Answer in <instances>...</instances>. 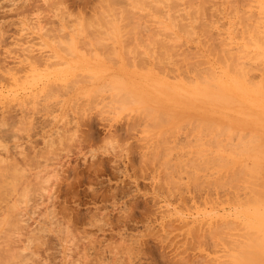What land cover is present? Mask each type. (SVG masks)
Wrapping results in <instances>:
<instances>
[{"label":"rangeland","instance_id":"rangeland-1","mask_svg":"<svg viewBox=\"0 0 264 264\" xmlns=\"http://www.w3.org/2000/svg\"><path fill=\"white\" fill-rule=\"evenodd\" d=\"M261 4L0 0V264H264ZM222 44L247 92L179 106Z\"/></svg>","mask_w":264,"mask_h":264},{"label":"bare ground","instance_id":"bare-ground-1","mask_svg":"<svg viewBox=\"0 0 264 264\" xmlns=\"http://www.w3.org/2000/svg\"><path fill=\"white\" fill-rule=\"evenodd\" d=\"M259 1H262V4H261V6L260 7H262V10L264 11V1L263 0H259ZM145 3H143V5H144ZM260 4V3H259ZM260 10H261V8H260ZM126 15L128 14V12L127 11H125L124 12ZM205 29H207L206 28V26H204L203 27V30L205 31ZM222 47V48H221ZM221 47H219V49H220V52L218 51L217 52V55H216V57H214L215 58V60L214 59H212V60H214V61H219V62H222V63H220V64H224L223 65V67H221L220 68V72H219V74H218V76L215 74V71H214V69L212 68V67H215V66H210L211 64H212V62H211V64L209 65L210 67H208V68H204L203 70L201 69L200 70V72H199V70H197L196 68H194V69H191L190 71H189V73L191 72V74H194V76H191V78H189V79H186V78H184V72H185V69L184 68H181L180 66L178 67V69H177V71L179 72V74H181L182 76H181V79L179 78V80H180V82H179V84H178V90H179V94H180V101H179V103H178V105L179 106H183V107H189V105H190V103H192L193 101H194V104H196L197 102H201V104H203V106H205V107H209V104H210V106H211V104H212V102L214 101L213 100V95H214V98H215V96H217V95H219L221 98H224V97H228V96H230V92H233V91H235V92H243V93H246L247 92V87L246 86H244V83H243V81H242V78H243V70H242V64H240V62L238 61V60H230L231 59V56L232 55H229L230 54V52L228 51V50H226V48H225V46H224V44H222L221 45ZM242 51H244V44H242ZM222 49V50H221ZM218 53H219V56H218ZM261 54H264V49L263 48H261ZM52 57V56H51ZM50 57V58H51ZM221 59H220V58ZM229 57H230V59H229ZM233 57V56H232ZM55 58V57H54ZM216 58H217V60H216ZM222 60V61H220V60ZM210 61L211 60H209L208 61V64L210 63ZM213 61V62H214ZM224 61V62H223ZM229 61V62H228ZM204 62V61H203ZM219 62H218V64L217 65H219L218 66V69H219V67H220V64H219ZM226 62H228V63H226ZM215 63V62H214ZM226 63V64H225ZM228 64H230L231 65V68H229V66H228ZM205 65V64H204ZM214 65V64H213ZM227 66V67H226ZM217 70V69H216ZM218 71V70H217ZM217 73V72H216ZM216 88V89H215ZM167 89H169L168 87H167ZM170 90V89H169ZM258 91H261V92H263L264 93V87L262 88V89H260V90H258ZM144 92V91H143ZM168 92V91H167ZM137 93V92H136ZM131 94V93H130ZM140 94V93H139ZM263 96H264V94H262ZM263 96H261V97H263ZM131 98H133L134 99V102H135V105L137 106V107H140L142 110L143 109H145L146 107L144 106V104H146L147 103V101L148 100H146V98L144 99V100H142V99H140L139 97H136V96H130ZM212 98V99H211ZM206 99V100H205ZM206 102H209V104H207ZM211 102V103H210ZM227 103V101H225V100H222L221 102H220V104H224V106H225V104ZM208 105V106H207ZM260 106H262V105H260ZM219 107H221L220 105H219ZM264 107V106H263ZM139 108V109H140ZM210 108V107H209ZM222 108V107H221ZM224 108V107H223ZM133 124H135V123H133ZM88 125L89 126H87L88 128H89V131H87L86 130V132L82 135V140H80V145H79V152L78 153H82V150H88V152L90 153V151H93V153H94V149L93 150H91L92 148H93V146L95 147L96 145H95V143H96V141L98 142L101 138H100V136H99V132L98 131H95L92 127H94L93 126V123L92 122H89L88 121ZM130 126H132V124H127L125 127L123 126V127H119V129H118V126H112L113 127V129L111 130L110 128H108L107 129V135L109 136V137H119V136H121V133H118L119 132V130H121V129H124V131H127L128 130V128H130ZM93 130H92V129ZM128 132V131H127ZM123 134V133H122ZM129 134V133H128ZM128 134H126V135H128ZM122 136H124V135H122ZM100 138V139H99ZM97 144V143H96ZM86 147H88V148H86ZM81 148V149H80ZM82 148H85V149H82ZM83 153L85 154V152L83 151ZM82 153V154H83ZM92 152L90 153V154H93ZM91 156H95V155H91ZM102 159V158H101ZM105 159V158H104ZM107 159V158H106ZM126 159V158H125ZM127 159H128V157H127ZM100 160V159H99ZM130 160L131 159H129V162H130ZM104 162H105V160H103ZM95 162H97V161H95ZM95 162H93V160H92V163H94L95 164ZM262 162V161H261ZM261 162H259L258 161V163H259V165H258V163H257V165H256V167H258V171L256 170V172H261V171H264L263 170V167H262V169L259 167L260 165H262L261 164ZM131 163V162H130ZM94 164H91V167H92V165L93 166H96V165H98L97 167L98 168H100V166L102 165L101 164V162L99 161L98 162V164L96 163L95 165ZM105 164V163H104ZM127 164H128V160H127ZM115 165H117V163L115 164ZM113 166L115 169H117L116 171H118L119 170V172L118 173H120V168L118 169V168H116V166ZM119 165V164H118ZM117 165V166H118ZM126 165V164H125ZM86 166V165H85ZM129 166V165H128ZM88 167H90V166H88ZM96 167V168H97ZM119 167V166H118ZM75 168V167H74ZM81 168V167H80ZM97 168V169H98ZM113 168V169H114ZM83 169H85V168H83ZM94 169V168H93ZM94 170V173L96 172L97 173V171L99 170ZM124 169H125V167H124ZM261 169V171H259ZM86 170V169H85ZM88 170H89V168H88ZM90 170H92V169H90ZM89 170V171H90ZM126 170V169H125ZM75 171V170H74ZM78 172H80L79 170H78ZM84 172V171H83ZM87 172V171H86ZM91 172V171H90ZM99 172V171H98ZM85 173V172H84ZM93 173V172H92ZM100 173H101V170H100ZM256 174L255 175V177H256V179H258L259 180V178L260 177H263L264 178V173L261 175V174ZM87 174V173H86ZM93 175H95V174H93ZM97 175V174H96ZM252 175H254V174H252ZM260 175V176H259ZM259 178H258V177ZM90 178V177H89ZM263 178H261V180H259V183H260V185H259V189H261V191L260 190H258V192L259 193H261V196L259 195L258 197H260L261 199H258L261 203L263 202L264 203V182H262V181H264L263 180ZM86 180H87V177H86ZM78 181V180H77ZM263 183V184H262ZM262 187V188H261ZM92 196H93V198H94V194L92 193ZM96 197V196H95ZM255 199V198H254ZM257 200V199H256ZM253 201V200H252ZM262 205H264V204H262Z\"/></svg>","mask_w":264,"mask_h":264}]
</instances>
